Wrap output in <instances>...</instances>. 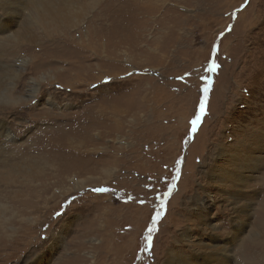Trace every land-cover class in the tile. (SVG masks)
Instances as JSON below:
<instances>
[{
    "label": "rangeland",
    "instance_id": "1",
    "mask_svg": "<svg viewBox=\"0 0 264 264\" xmlns=\"http://www.w3.org/2000/svg\"><path fill=\"white\" fill-rule=\"evenodd\" d=\"M18 1L11 31L25 34L0 45V61L25 100L0 111L9 128L0 162L22 167L0 179V264H162L172 249L210 243L192 196L213 201L207 214L229 264H264V0H75L72 21L48 30L29 16L31 0ZM95 112L105 118L91 131ZM61 115V139L48 136L55 149L63 143L60 155L29 159L24 148ZM248 148L261 166L232 239L231 204L209 175Z\"/></svg>",
    "mask_w": 264,
    "mask_h": 264
},
{
    "label": "bare ground",
    "instance_id": "2",
    "mask_svg": "<svg viewBox=\"0 0 264 264\" xmlns=\"http://www.w3.org/2000/svg\"><path fill=\"white\" fill-rule=\"evenodd\" d=\"M32 2H33L32 11L29 12L30 13L29 16H31L37 23H41L43 26H47L46 28L47 30L52 27L53 28L56 27L62 20H65V21L70 20V22L72 21V18H73L72 3H74L75 0H31V3ZM19 6L20 5H19L18 0H0V45H3L4 43H6L10 45V47L13 44L15 46V44L17 45L16 42H18L21 39V37H23L25 34L24 28L22 29V32L20 33L17 31H11V28L13 27V25H16L15 18L17 17L18 12H19ZM27 61L28 59L26 58L20 60L19 65L21 67V71L22 69L25 68L24 66ZM0 71H1L0 72V111H4L8 108L21 104L25 100V97L13 96L12 90H14L17 87V84H16L17 82L16 83H14V81L8 82L7 81L8 79H6V81L4 80V76L6 77V75H11V76L13 75L16 78L14 67H12L11 65H6V64L3 65L1 64V61H0ZM16 72H17L18 77L19 75L23 74L22 72L19 71V69L16 70ZM37 88L38 87L36 85H33L28 90L29 94L27 95L29 97H34V94ZM111 114L112 116L110 117L109 120H113L114 124L117 125L116 128H121L122 127L121 125H123L121 122L123 116L120 113H117L116 111L115 113H111ZM93 115H94L93 121H96L98 123L93 122L94 126H90L91 131L96 130V127H97L96 124H99L100 120L105 118L104 117L105 115L102 114V112H95ZM87 116H88V113L85 115V117ZM63 122H64V117L62 115L57 116L53 123L55 124V126H53L50 129L45 128L41 130L39 134L35 135L34 138L36 139L35 140L33 139V141H35L36 144H34V142L31 140L32 142L29 145H27L28 147L26 146L24 148L23 153L25 154L28 153L27 155L30 154V155L35 156V155H39L40 153L44 152L42 153V155H40L41 157L31 156L29 158V159H32V158L40 159L37 161L48 160L47 158L49 157L50 153L54 155L55 154L60 155V152H58L57 150H59V147L63 146L62 145L63 143L61 144V142H57V144L55 145L57 146V148L55 149L53 146V143L50 141V139H48V136L56 133L59 139H61L60 135L62 133V127H63L62 123ZM132 122L134 123V125L137 124L136 120H132ZM81 125L83 127L86 126L84 124H81ZM80 128L81 127H79V125L76 124V125H72L71 130L74 133H78ZM8 129L9 128H6L5 125L1 123L0 121V136L5 137V138L8 137L9 136ZM74 137H71L70 139L72 140V142L68 140L70 144L69 146H71V143H73V140H75ZM96 138L100 139L101 134L99 133L98 135H96ZM81 143L82 142H79V143L77 142L74 145L77 146V145H80ZM6 145H4L3 143H0V155H2L3 149H5V147L7 148ZM259 146L260 145L257 144L252 147L253 149H255ZM223 149L219 148L217 155L221 156ZM35 150H37L36 154L35 153L32 154V152H35ZM251 151L252 149L248 148V149H244L243 152H240L239 150V153H237L236 151L229 153L226 160L224 162L222 161L223 163H221V166H223V168H220V164H218L215 161L213 163H217V164H214L213 166L211 165V169L213 171L209 176L211 178V181L213 182L212 184L214 185L215 188L218 187V189L221 190L223 194V200L227 204L228 203L229 205L231 204V210L233 214L232 215L233 219H232L231 224L233 227L232 228L233 232L230 233V236L232 239H236L239 233L243 231L245 222H244V218L240 214H243L245 210L249 208L250 206V203H248L249 196L245 194V192L243 191V188L248 187L247 178L249 176V173L251 177H253V175L255 174V171L258 169L259 166H261L260 164L261 162L260 163L256 162L257 159L259 158L257 156L259 155H256L253 157L251 156ZM47 154L48 156H46ZM220 156H217V157H220ZM10 157H7L6 159H4L6 161L3 160L2 162H0V179L13 181L12 179H14L15 176L21 172L22 164L17 163L18 161H15V157H12V159ZM59 158L60 156L59 157L57 156L54 162H56ZM212 202L213 201L211 200L209 196L205 198H201V199H198L197 197L192 196L190 200L192 214L195 217L194 224L200 225L201 228L203 226L206 227L205 230L208 231L206 234L208 238L210 239V243L204 244L201 242H195V243L193 242V244H190L189 252L187 254L186 253L184 254L183 253L184 251L181 250L180 248L172 249L171 251L168 250L169 252L164 258V260L162 261V264H229V262L233 260L228 249L218 246L220 241L218 240V238H216V233H214L216 229V224L213 223V220L209 218L207 214L208 208L212 204ZM1 209H2V205L0 204V215H1ZM95 222L96 221H94V223ZM192 231H195V230H192ZM192 231L191 232L185 231L186 232L184 235L185 238L189 239L190 237H192L194 234V232ZM55 238L56 239L60 238V236L56 235ZM3 246L4 245L0 246V249H2Z\"/></svg>",
    "mask_w": 264,
    "mask_h": 264
},
{
    "label": "snow or ice",
    "instance_id": "3",
    "mask_svg": "<svg viewBox=\"0 0 264 264\" xmlns=\"http://www.w3.org/2000/svg\"><path fill=\"white\" fill-rule=\"evenodd\" d=\"M216 67H217V65L213 61H210V63H209V69L208 70L209 71H213V70H215ZM204 91L207 92L208 89L205 88ZM199 111L202 114L205 113V111H206V105H205L204 102H201V104L199 105ZM200 120H201V116H196V118L191 121V125L193 126L192 127V130L193 131L196 130V127L195 126H196L197 122L200 121ZM92 191L98 192V193H103V192H107L108 189L107 188H104V187H98V188L92 189Z\"/></svg>",
    "mask_w": 264,
    "mask_h": 264
}]
</instances>
